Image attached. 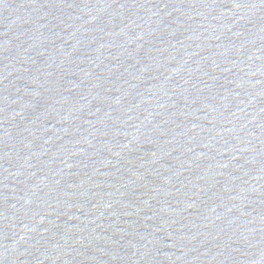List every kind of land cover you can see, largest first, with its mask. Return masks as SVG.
<instances>
[{
	"label": "water",
	"instance_id": "1",
	"mask_svg": "<svg viewBox=\"0 0 264 264\" xmlns=\"http://www.w3.org/2000/svg\"><path fill=\"white\" fill-rule=\"evenodd\" d=\"M0 264H264V0H0Z\"/></svg>",
	"mask_w": 264,
	"mask_h": 264
}]
</instances>
